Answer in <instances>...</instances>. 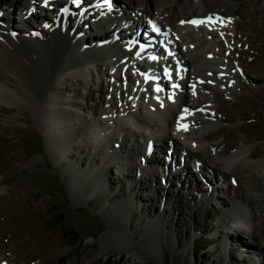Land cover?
<instances>
[{
  "label": "rangeland",
  "instance_id": "rangeland-1",
  "mask_svg": "<svg viewBox=\"0 0 264 264\" xmlns=\"http://www.w3.org/2000/svg\"><path fill=\"white\" fill-rule=\"evenodd\" d=\"M23 2L27 4L28 0ZM34 2L33 15L37 9H40L39 0ZM252 2L253 5L250 0H238L239 8L235 16L228 19L226 28L222 31L216 30V33L210 36L209 42L204 43V46L201 45L202 43L199 45L203 49L208 47L215 49L219 57L227 56L228 61L223 58L220 60L231 67L230 71L235 81L230 92L225 95L220 93L217 99L213 100V111L220 118L221 123V127L214 132L213 139L217 146L222 147L226 144L240 145L243 140L245 144L250 145L251 156L262 158L264 157V0H252ZM195 4L198 5L197 1ZM24 11L12 9L9 12L8 22L12 28H17L16 30L13 28L17 32L23 30L22 26L33 23L32 18L29 21L22 18ZM73 16L78 17L82 26L88 25L82 22V16L76 13ZM41 18L44 20L45 15ZM44 25L46 23L33 27L41 30ZM221 26H223L222 22ZM214 28L220 29V26L217 24ZM90 32L94 33V30ZM199 45L197 43V46ZM105 68V64L102 65L101 74L105 72ZM130 73L131 81L137 82L140 77L135 75L133 69ZM76 74L84 80L78 82L72 80V83L66 84L62 93L83 103L86 110L80 112L89 118L90 123L92 122L91 127L102 126L98 117L117 115L120 98L116 99L114 107L108 108L107 101L110 96L128 100L130 99L128 90H135L134 84L126 81V78L119 82L109 78V81L114 83L112 88L111 85H106L108 79L104 80L105 85L99 82L98 85H92L90 79H86L82 74ZM101 74L94 79L98 78L101 81ZM106 109L109 110L102 111ZM10 115H15L18 122L4 125V119ZM108 123L110 124V121ZM42 134L45 135L36 122L31 106L0 102V262L5 264H234L230 260L238 258V254L234 252L238 249L234 248L237 244L243 250H257L256 252L261 255L258 256L261 258L259 261L264 264V207L261 204L264 203V196L259 198L257 204L260 210L257 220L251 224L255 229L254 233L252 231L244 237L241 231L237 232L239 235L235 232L227 236L226 248H222L220 240L223 229L219 225L218 218L223 209L229 208L230 204L240 201L241 198L237 197L235 186L229 187V195H225V199H219L217 193L219 190L211 191V195L216 194V196H209L208 201L205 193L210 195V192L206 190L210 189L209 185H215L211 168L206 166L203 169L204 179L199 173L195 174L197 172L194 171L193 166L190 167L191 162L185 166L181 171L186 176L184 179L187 178L189 181L190 168L193 177L185 184L189 190L185 189L187 192L182 194H179L175 188H168L167 193H163L158 184L151 185L145 177L141 182H137V179L133 178V171H126L129 175L123 178L124 181L120 185L130 182L131 191L126 188L127 186L120 189L115 174L107 173L109 179L106 183L99 184L92 193L86 195L81 191L90 190L91 182L86 178L76 180V171H66V165L71 161L78 168H85L89 161L100 163L101 160L97 159L98 155H94L97 157L93 158V153H89L84 148L85 150L81 152L73 150L72 158L67 157L64 161L57 162L49 151L46 138L43 147L40 146ZM37 141L39 144L35 143ZM148 164L150 163L147 162ZM263 172L260 168L238 164L237 173L240 176L236 178L235 183H233L234 177L225 178V184L216 174L214 176L218 179L219 182L216 180L218 184L236 185L240 180L244 186L259 187L264 194ZM169 184H172V181ZM130 193L135 194L137 199L135 204L132 200L135 197L131 196L128 199L131 202L132 215L128 217L129 226L124 229L119 216L105 210L109 208L111 202L127 197ZM160 197L161 202H164L163 207H158ZM158 216L160 220L156 233L152 231L140 233L139 227L142 224ZM167 233L171 235L172 242L168 240ZM244 239L253 245L244 242ZM102 242L110 244H107L109 247L105 252L99 253ZM63 250L66 252L64 260L60 258ZM133 252L143 259L136 257ZM238 264H249V262L241 260Z\"/></svg>",
  "mask_w": 264,
  "mask_h": 264
},
{
  "label": "bare ground",
  "instance_id": "bare-ground-1",
  "mask_svg": "<svg viewBox=\"0 0 264 264\" xmlns=\"http://www.w3.org/2000/svg\"><path fill=\"white\" fill-rule=\"evenodd\" d=\"M70 1L72 6H77V9H73L72 6L65 7V2L59 5L57 0H52L48 4L39 0L38 8L52 6V14H45L46 25L39 30L29 24V31L20 33L13 30L9 24V12L12 9L25 10L22 18L29 21L30 16L35 18L32 13L35 8L34 0H28L27 5L23 0H0V102L33 108L36 122L45 133L49 151L57 162L64 161L67 157L72 158L73 150L81 152L85 150L84 148L93 155H98L101 162H89L85 168H78L76 164H72L73 162H67L66 171L75 170L76 180L86 178L91 182L90 190L81 192L89 195L99 184H105L108 168L111 169L112 164L115 166L114 162H121L118 163V168H121L123 163L126 171H133L142 167L140 165L138 167L137 163L147 165V162L157 161V156L154 157L148 147L141 149L139 148L141 144L136 141L137 132L133 124L141 122L142 129L149 125L147 129L150 128L148 131H152L150 136H157L156 141L165 142L163 140L165 134L174 138L177 143L182 137L188 143L187 159L201 175L206 166L211 168L213 174L222 181L229 176L236 178L240 176L237 173L238 164L264 171V157L251 156L250 145L245 144L243 140L240 145L226 144L224 147H218L213 139L214 132L221 127L213 111V100L217 99V95L222 94V90H226V93L230 92L235 81L231 68L220 60L221 58L214 52L215 49L209 47L203 49L199 43L203 45L206 42L208 32L212 33L215 25L221 27V22L223 25L227 17L236 14L239 8L238 0H113L108 11L104 13L102 10L106 8L105 0H94L95 7L91 11L83 8L88 2L86 0ZM196 1L198 5L195 4ZM250 3L253 5L252 0ZM117 5L124 7L125 12H117ZM90 12L97 13V17L92 18L86 26H82L78 17L73 16L76 13L83 17ZM100 12L103 17L106 13L111 15V19L106 20L105 25L98 17ZM150 16L158 21L159 19L166 21L165 24L162 23L165 40L169 41L173 51L181 55L184 69L177 72L173 65L172 74L168 76L169 85L165 83L172 100H165V104L161 107L155 106L156 111L152 113L146 109L139 112L132 111L128 101L120 98L117 115L100 118L102 126L91 127L89 118L77 112V108L85 107L83 103L76 98L65 96L62 88L70 82L69 78L77 76L76 73L90 79L92 85H98V82L104 85L102 78L101 81L98 78L94 79L96 77L89 71L92 65L100 69L102 65L108 64L110 67L102 74L100 70L99 74L105 79L112 76L114 80H118L119 70L122 73L125 71L124 66L129 64L128 59L132 53H145L152 49L149 46L147 50H142L138 47V43H134L138 31L141 26H145L146 19ZM209 18L215 20L211 23ZM195 19L204 22L197 25L190 23ZM91 30H99L102 33L97 38L95 33L90 32ZM189 43H195L196 46ZM111 84L113 86V83ZM156 87L159 90L153 94L162 95L161 84H157ZM109 102V105L113 106L116 100ZM137 102L134 99L132 104L137 106L139 104ZM63 103L68 107L63 106ZM112 117H115L118 132L110 129L108 121L111 122ZM16 122H18L17 117L10 115L4 119L3 124ZM112 142H115L116 147L109 152V144L112 145ZM145 170L147 172L148 169ZM148 173L153 174V172ZM182 184L180 185L182 189H178L179 194L184 193ZM221 186H225L223 194L229 195V185L223 183ZM209 187L210 195L206 193L207 197L205 196L208 201L209 196H216V194L211 195V191L218 190L217 185H209ZM236 190L237 197H241V200L233 202L230 208L223 209L218 218L220 222L228 218L234 223L225 229L226 234L224 233L220 240L222 248H226L223 239L229 236L227 235L229 232L234 231L238 234L237 232L241 231L245 237L255 230L251 224L257 220L260 211L257 204L259 198L264 196L259 187L244 186L240 180L236 184ZM129 198L131 193L127 197L114 200L105 210L119 216L124 229L129 226L128 217L131 216L132 207ZM261 204L264 207V203ZM231 210L239 214L237 220L232 218ZM159 220L158 216L142 224L139 227L140 233L146 231L156 233ZM166 235L172 242L171 235L169 233ZM244 242L253 245L246 240ZM107 244L110 243H101L99 253L106 251L109 247ZM133 254L143 259L137 253L133 252ZM65 255L66 252L63 250L60 258L64 260ZM258 256L261 257L256 254L247 258L251 263L256 259L260 260Z\"/></svg>",
  "mask_w": 264,
  "mask_h": 264
},
{
  "label": "snow or ice",
  "instance_id": "snow-or-ice-1",
  "mask_svg": "<svg viewBox=\"0 0 264 264\" xmlns=\"http://www.w3.org/2000/svg\"><path fill=\"white\" fill-rule=\"evenodd\" d=\"M211 18H209V20H210ZM204 21H195V20H193V21H190V23H193V24H199V23H203Z\"/></svg>",
  "mask_w": 264,
  "mask_h": 264
},
{
  "label": "trees",
  "instance_id": "trees-1",
  "mask_svg": "<svg viewBox=\"0 0 264 264\" xmlns=\"http://www.w3.org/2000/svg\"><path fill=\"white\" fill-rule=\"evenodd\" d=\"M70 235H71V234H70ZM117 262H118V261H117ZM117 262H116V263H117Z\"/></svg>",
  "mask_w": 264,
  "mask_h": 264
}]
</instances>
